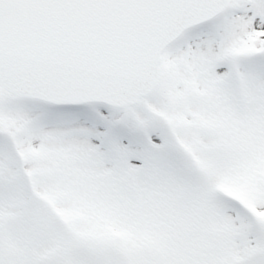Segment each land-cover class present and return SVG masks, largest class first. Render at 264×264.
Instances as JSON below:
<instances>
[{"label":"rangeland","instance_id":"374dc122","mask_svg":"<svg viewBox=\"0 0 264 264\" xmlns=\"http://www.w3.org/2000/svg\"><path fill=\"white\" fill-rule=\"evenodd\" d=\"M236 3L220 28L186 35L168 53L149 107L49 117L51 109L0 95V130L12 137L0 144V264L256 262L264 250V61L256 59L264 58V0H232L231 11ZM138 135L150 138L130 147ZM225 195L255 223L221 205Z\"/></svg>","mask_w":264,"mask_h":264},{"label":"water","instance_id":"95a60500","mask_svg":"<svg viewBox=\"0 0 264 264\" xmlns=\"http://www.w3.org/2000/svg\"><path fill=\"white\" fill-rule=\"evenodd\" d=\"M13 1L14 16V7L4 15L6 7L0 3V85L48 102L74 98L117 108L155 89L162 52L182 30L220 12L226 3Z\"/></svg>","mask_w":264,"mask_h":264}]
</instances>
